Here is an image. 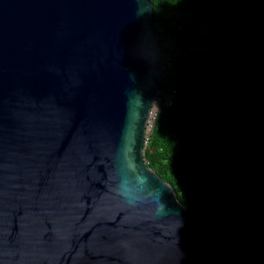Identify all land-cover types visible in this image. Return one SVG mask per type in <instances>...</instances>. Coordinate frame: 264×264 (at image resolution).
Wrapping results in <instances>:
<instances>
[{"label": "water", "instance_id": "1", "mask_svg": "<svg viewBox=\"0 0 264 264\" xmlns=\"http://www.w3.org/2000/svg\"><path fill=\"white\" fill-rule=\"evenodd\" d=\"M150 0H0V264H264L144 159Z\"/></svg>", "mask_w": 264, "mask_h": 264}, {"label": "trees", "instance_id": "2", "mask_svg": "<svg viewBox=\"0 0 264 264\" xmlns=\"http://www.w3.org/2000/svg\"><path fill=\"white\" fill-rule=\"evenodd\" d=\"M163 73L144 159L214 233L264 256V0H150Z\"/></svg>", "mask_w": 264, "mask_h": 264}, {"label": "rangeland", "instance_id": "3", "mask_svg": "<svg viewBox=\"0 0 264 264\" xmlns=\"http://www.w3.org/2000/svg\"><path fill=\"white\" fill-rule=\"evenodd\" d=\"M161 103V98L159 96V91L154 99V102H153V105H152V108H151V113L149 115V118H148V122H147V126H146V133H145V145L148 141V136L151 132V129H152V126H153V123H154V119L156 117V113L158 111V108H159V105Z\"/></svg>", "mask_w": 264, "mask_h": 264}]
</instances>
